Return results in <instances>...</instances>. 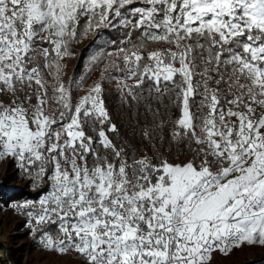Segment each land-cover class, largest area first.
Returning a JSON list of instances; mask_svg holds the SVG:
<instances>
[{
  "label": "snow or ice",
  "instance_id": "1",
  "mask_svg": "<svg viewBox=\"0 0 264 264\" xmlns=\"http://www.w3.org/2000/svg\"><path fill=\"white\" fill-rule=\"evenodd\" d=\"M88 35L110 39L66 83ZM110 90L151 116L134 125L144 148L113 121ZM5 162L38 190L14 208L28 235L80 264L264 248V0H0Z\"/></svg>",
  "mask_w": 264,
  "mask_h": 264
},
{
  "label": "rangeland",
  "instance_id": "2",
  "mask_svg": "<svg viewBox=\"0 0 264 264\" xmlns=\"http://www.w3.org/2000/svg\"><path fill=\"white\" fill-rule=\"evenodd\" d=\"M92 41L93 35H88L79 43L71 45L76 55L66 61L67 74L64 76L66 83L74 73L80 75L84 73V65H87L88 59L84 60L81 70H76L75 67H78L77 62L82 52H85L84 48ZM105 63L106 60L92 73L79 94H83L88 85L99 78ZM190 157L191 155H187L186 158ZM37 195L38 190L16 168L9 167L8 162L0 165V264H80L74 257L60 256L43 249L28 235L25 217L18 214L14 208L18 204L34 200ZM262 260L264 248L242 247L227 257L217 252L213 264H261Z\"/></svg>",
  "mask_w": 264,
  "mask_h": 264
},
{
  "label": "trees",
  "instance_id": "3",
  "mask_svg": "<svg viewBox=\"0 0 264 264\" xmlns=\"http://www.w3.org/2000/svg\"><path fill=\"white\" fill-rule=\"evenodd\" d=\"M115 35L116 33L113 32L112 36H115ZM108 39H110V37L108 35H104L103 38L97 40L95 44L91 42L89 44V45H92L91 47L86 46L84 50L87 48V51H85L84 53L82 52L80 59L77 62L78 67L77 68L75 67V69L81 70V68H83L82 65L84 63V60L87 59L92 53H94L97 50L98 45L103 44L104 40H108ZM106 97H107V103H108L109 109L113 116V121L118 126H121V134L126 139H128L131 144L135 145L137 143H140L141 148H144L147 142L146 141L141 142V138L138 135L139 129L134 127V125L137 123V120H139V124L141 127H149V126L154 127L155 125L151 119V116L149 115L147 119H145L143 116L138 118L135 115V106H133V109L131 110L129 109L127 105L121 106L120 98L114 90L107 91ZM140 111L143 112L144 110L141 108ZM130 116H131V119H130ZM130 126H131V130H129ZM134 133H137V134L134 136ZM164 134L167 135L166 132ZM159 139H160V133L158 132L156 135V142H159ZM164 147H168V145H165ZM185 151L187 152L188 156L191 155V151L189 149L186 148ZM173 155L179 156L180 152L177 151L173 153ZM260 263L264 264V260H262Z\"/></svg>",
  "mask_w": 264,
  "mask_h": 264
}]
</instances>
